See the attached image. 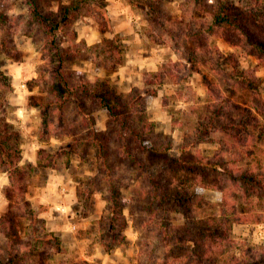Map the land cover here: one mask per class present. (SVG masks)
Segmentation results:
<instances>
[{"label":"clouds","instance_id":"9594fccd","mask_svg":"<svg viewBox=\"0 0 264 264\" xmlns=\"http://www.w3.org/2000/svg\"><path fill=\"white\" fill-rule=\"evenodd\" d=\"M0 264H264V0H0Z\"/></svg>","mask_w":264,"mask_h":264}]
</instances>
